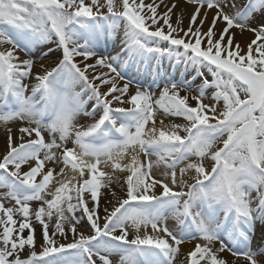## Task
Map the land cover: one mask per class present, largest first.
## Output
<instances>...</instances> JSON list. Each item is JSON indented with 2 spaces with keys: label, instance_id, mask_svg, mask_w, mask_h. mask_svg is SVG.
<instances>
[{
  "label": "snow or ice",
  "instance_id": "6c2138e0",
  "mask_svg": "<svg viewBox=\"0 0 264 264\" xmlns=\"http://www.w3.org/2000/svg\"><path fill=\"white\" fill-rule=\"evenodd\" d=\"M184 5L0 0V264H264V0Z\"/></svg>",
  "mask_w": 264,
  "mask_h": 264
},
{
  "label": "bare ground",
  "instance_id": "6f19581e",
  "mask_svg": "<svg viewBox=\"0 0 264 264\" xmlns=\"http://www.w3.org/2000/svg\"><path fill=\"white\" fill-rule=\"evenodd\" d=\"M168 2L171 3V0H168ZM241 2H243V0H241ZM180 3H181L182 6H185L184 5V0H180ZM190 10L191 9L189 7V11ZM187 23H188V21H187V19H185V25ZM234 31L236 32L235 42L239 43L242 48L246 49L247 44L250 43L252 39H254V34L248 33V32H244L243 34H241L238 29H236ZM116 44H118V41H116L115 44L112 41H109L108 44L104 48L105 53L106 54H115L113 49L116 46ZM107 48L109 49L108 50L109 52L107 51ZM52 59H55V57H52ZM43 62L46 63V64H50L51 63V61H49V60H45ZM165 122L167 123L168 121H165ZM176 122H180V121L177 120ZM79 123L83 124V125H87L88 123H91V120H89L87 118H80L79 119ZM3 131H4L3 127L0 126V153H3V151H4V135H3ZM116 190L119 191L118 188ZM111 199H112V197L110 195H106L105 197L102 198L101 206H100V214H101V216L104 215L103 209L105 207H110V205L108 204V201L111 200ZM33 206H35V204ZM37 236L39 237V226L38 225H37ZM262 242L263 241L252 243V248L253 249L260 248L262 246ZM190 247H191V245H189V244L183 246V252L186 253L190 249ZM226 256H227L228 259H232L230 254H226ZM181 259H183V257H181ZM260 259H264V257H261Z\"/></svg>",
  "mask_w": 264,
  "mask_h": 264
},
{
  "label": "rangeland",
  "instance_id": "374dc122",
  "mask_svg": "<svg viewBox=\"0 0 264 264\" xmlns=\"http://www.w3.org/2000/svg\"><path fill=\"white\" fill-rule=\"evenodd\" d=\"M105 48V47H104ZM109 49L107 48V51H108ZM109 52V51H108ZM206 103L208 102V101H205ZM159 118V117H158ZM260 241H263L262 242V245H264V239H262L261 238V234H260V230H259V228L257 229V231H256V234H255V236H254V238H253V241H252V243H255V242H260ZM185 245H187V244H185ZM184 245V246H185ZM183 247V246H182ZM183 257V256H182Z\"/></svg>",
  "mask_w": 264,
  "mask_h": 264
}]
</instances>
